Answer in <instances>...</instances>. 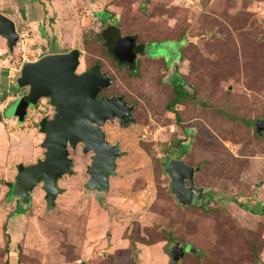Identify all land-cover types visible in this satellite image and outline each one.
Listing matches in <instances>:
<instances>
[{"label": "rangeland", "instance_id": "obj_1", "mask_svg": "<svg viewBox=\"0 0 264 264\" xmlns=\"http://www.w3.org/2000/svg\"><path fill=\"white\" fill-rule=\"evenodd\" d=\"M0 12L20 34L13 53L0 37V264H264V130L254 129L264 119V0H0ZM108 22L138 41H180L179 76L194 99L169 110L172 83L162 60H149L157 53L146 70L140 58L137 77L118 66L98 37ZM71 49L77 71L98 63L109 92L135 102V124L104 127L123 150L106 195L84 191L89 157L77 147L55 207L45 209L38 186L15 214L7 183L16 163L41 156L42 134L27 121L40 113L17 125L3 109L27 92L15 79L20 63ZM170 158L197 168L205 206L175 201ZM187 243L196 252L173 260V246Z\"/></svg>", "mask_w": 264, "mask_h": 264}, {"label": "water", "instance_id": "obj_2", "mask_svg": "<svg viewBox=\"0 0 264 264\" xmlns=\"http://www.w3.org/2000/svg\"><path fill=\"white\" fill-rule=\"evenodd\" d=\"M0 37L6 41L8 52L13 53L20 34L16 31L13 20L1 12ZM132 46V37H118L111 51L118 60L132 63L136 58ZM78 65L79 51L72 50L68 53L48 54L26 72L21 84L29 85L30 92L8 110L7 116L23 121L29 104L34 103L38 97L49 94L56 112L45 124L41 142L43 158L35 164L25 166L15 175L5 194L6 203L17 200L21 208L26 210L30 204V192L42 182L47 193V205H50L58 193L56 179L73 172L67 145L75 148L79 142L83 144V152H92L91 164L87 169L89 178L84 184L85 191L93 192L97 196L99 192L94 189L97 185L101 187L103 195L110 191L111 186L103 175V169L114 174L113 159L121 152L117 146L108 144L99 125L115 114L112 106L120 98L96 101L98 87L110 85L111 81L99 69L77 74ZM262 130L264 119H259L255 124V131ZM167 171L171 179L170 191L177 203L198 205L205 188L194 185V168L181 160H173L167 165ZM185 180H188V186L184 184ZM53 208L54 204L51 205V209ZM187 250L192 252L194 248L189 246ZM183 254V250L174 248L172 258L178 260Z\"/></svg>", "mask_w": 264, "mask_h": 264}, {"label": "flooded vegetation", "instance_id": "obj_3", "mask_svg": "<svg viewBox=\"0 0 264 264\" xmlns=\"http://www.w3.org/2000/svg\"><path fill=\"white\" fill-rule=\"evenodd\" d=\"M127 36H130V37L133 38L132 51L136 54V58H135L134 62H132V63H130L128 61H121V60H118L112 54V51L110 50V54L113 56V58H114L113 60H114V62L118 66H123L126 69V71H127L128 74L137 77L138 76V69L139 70L141 69V67H139V64L141 63V62H139L140 58H142L141 59L142 62H145L144 65H145V70H146L147 69V59H148L147 56L149 54L154 55L155 53H157L155 55V56H158L157 58H150L149 60H158V59L162 60L163 67H164V73H165L164 74L165 75L164 77L165 78L168 77V79L172 83V91L174 89V84L175 83L176 84H179L184 90H186L185 89L186 87L184 86L183 81L181 80V78L179 76V67L181 66V63H182L181 62L182 61V56H181L180 49L177 50V44H176V42H180V41H175L174 42L173 40H168L167 39V40H153V41H149V42H142V41H138L136 39V37H133L132 35H124V36H120V37H127ZM153 49L156 50V51H152ZM72 50H78V49H71L69 51L55 52L54 54H56V53H68V52H70ZM158 53H160V54H158ZM176 53H178V54L175 57V54ZM50 54H52V53H50ZM46 55H48V54H46ZM46 55L41 56L39 59H33V60H30V61H23L22 63H20V65H19V67L17 69L18 71H17L16 77L19 76V75H21L24 71H28L30 68H32V66L35 65V63H37L41 58H43ZM79 64H80V51H79ZM96 64H97V66H95V64H94L91 68L85 69L83 71H77V69H76V73L77 74L83 73V72L90 73L93 70L99 69L103 74H105L109 78V80L111 81V83H110V85H107V86H99L98 87V91H97V93L95 95V100L96 101H101L102 99H107L108 101H111L112 99L120 98L119 101L116 102L117 104L115 106H112V109H114L113 111H114L115 114L111 118L105 119V121H103V123L99 125L100 130L104 134V139L108 142V144L109 145L117 146L118 147V150L121 152L120 155L114 157V159H113V162H114V165H115V170L113 172L114 174H111L109 171H106L105 169H103V175L106 176V178H107V180L109 182L110 176H114L115 174H117V170H116V168H117L116 160H117V158H119L120 156L123 155V150H121V148L119 147V145L117 143H115V142L111 143V142H109L107 140L106 135H105V132H104V127L108 123L109 124H116L118 127H121V128H130L131 126H133L135 124L134 123V121H135V118H134L135 102L133 100L126 99L125 96L122 93H119V92H109V88L113 84L112 77L108 73H106L104 70H102L100 68V66H99L98 63H96ZM26 68L28 70H26ZM143 70H144V68H143ZM18 86L19 87H25L26 90H27V92L26 93L24 92V95H21L18 99H16V101H12L7 106H5V108L3 109V112H2V118H3V114L4 113H6L11 107H13V105H15L16 103L22 101V99L26 98L27 95L29 94V92H30L29 85H27V84H18ZM173 93H174V91H173ZM51 98H52V96L50 94L47 95V96H40V97H38L36 99V101L34 103L29 104V106H28V108L26 110V113H25V118H24L23 121H18L16 117H10L9 118V119L14 120L17 125H20V124H22V123L25 122L26 117H27V114H30L33 111H36V112H39L40 113L35 118L34 117H29L27 119V121H29L32 118L34 120L33 127L34 126H37L38 132L42 134V139L40 141V147L42 149L41 156L37 157L36 161L34 163H31V164H35L40 159H42L43 156H44V149L41 146V142H42V140L44 138L45 124H46V122L49 119H51L53 117V115L56 112V107H55L54 103L52 102V99ZM174 98H175V94L173 96V99ZM175 105H178V103L177 104H174L173 106H170L169 105V110H174V106ZM0 118H1V116H0ZM92 124H94V123L92 122ZM77 147H80L81 152L83 154H88L89 163H88V166L86 167V172H87V169L89 168V166L91 164L92 152H90V151L89 152H83V144L81 142L77 143L76 146H75V148H71L69 145H67L68 156H69V158L71 160H72V158L70 156V151L77 149ZM173 160H181V159H178V158H170L167 161L166 165H165V172L167 173V175L169 177V190H170L171 179H170V176H169L168 171H167V165L171 161H173ZM181 161L184 162L183 160H181ZM184 163L185 164H188L186 162H184ZM16 164H17V167H16V174H17L20 171L19 164H21V165H24V164H22V163H16ZM72 164H73V160H72ZM27 165H29V164H27ZM27 165H24V167L27 166ZM188 165H190V164H188ZM190 166H192V165H190ZM192 167L194 168V171H193V183L195 185L194 175L196 173L197 168L194 167V166H192ZM71 168H72V165H71ZM64 175H67V174H64ZM64 175H62L61 177H63ZM87 175H88V173H87ZM61 177H59V178L56 179V186L58 187V193H57V195L55 197H53V201H52V203L50 205H47V201H46L47 193H46V191L42 187V182H40L36 186V187L40 186L41 187V190L44 193V202H45V206H46L45 209H47V207H48V209H51V205L52 204H54V207H55L56 197L61 192V187L58 185V180ZM88 178L89 177H87L86 181L88 180ZM86 181L84 182V184L86 183ZM84 184H83V188H84ZM184 184L186 186H188V180H185L184 181ZM36 187H34V188H36ZM94 189L97 192H99V194L97 195V197H100V196L103 195V193L100 190L101 187L99 185L95 186ZM7 190H8V186H7ZM84 191H85V189H84ZM87 193H91L92 195H94L93 192H87ZM30 194H31V192H30ZM30 194H29V196H30ZM209 195H210V192L208 190H204L197 206H202V205L205 206V202L208 201V199H209L208 196ZM173 197H174V195H173ZM174 199H175V197H174ZM193 199H194V197H193ZM175 201H176V199H175ZM12 202H14V205L16 207V210L21 211L20 209H23V208H21V205L19 204V202L17 200H13ZM30 202H31V200H30ZM183 205H191V204H183ZM22 213H24V212L22 211ZM128 243H129V239H128ZM189 246H191V247L194 248V251H192V252H196L195 246L187 243V244H182V245L175 244L173 246L172 250L170 251V254L172 256V251L174 250V248H179V249L183 250V252H184L183 256H184L186 253H190L191 252V251H188L186 249Z\"/></svg>", "mask_w": 264, "mask_h": 264}, {"label": "trees", "instance_id": "obj_4", "mask_svg": "<svg viewBox=\"0 0 264 264\" xmlns=\"http://www.w3.org/2000/svg\"><path fill=\"white\" fill-rule=\"evenodd\" d=\"M121 36V29L120 27L113 23V22H108V23H105V27L102 28L99 33H98V37H99V40L101 41L102 45L104 46V49L105 51L111 56L112 59L113 56L110 54V50H111V46L113 45L114 41ZM133 37H135V35H132ZM26 63V62H25ZM95 66H97V64H95ZM26 70H28L26 68ZM27 71H24L21 75L15 77V79L17 78V84H21L22 83V80L24 79L25 77V74H26ZM16 81V80H15ZM174 94H175V98L172 100V102L169 104L170 106H173L174 104H181L183 103V100H186V99H191L193 100V96L191 94H189V92H187L186 90H184L179 84H174ZM201 105H205V103H201ZM229 119L231 120H236V119H239L240 117H236V116H233V115H229L228 116ZM178 119V116L177 118ZM241 121H243L244 123H247V120L246 119H243V118H240ZM259 120V119H257ZM256 120V122H257ZM255 122V124H256ZM255 124H254V129H255ZM260 132H256V135L259 136ZM24 167V165H21L19 164V169L21 170L22 168ZM11 182H8L7 183V186L10 184ZM233 201H235L238 205H240L242 208L244 209H247V210H250V211H253V212H257L256 209H253V208H250L248 206H243L241 204V202H238L236 199L233 198ZM206 204V202H205ZM260 211V210H259ZM25 212V211H23ZM15 214H23L22 213V210L19 211V210H15L14 212ZM129 243L131 244V246L133 247L134 244L129 240ZM196 249V248H195ZM183 256L180 257V259L182 258Z\"/></svg>", "mask_w": 264, "mask_h": 264}]
</instances>
